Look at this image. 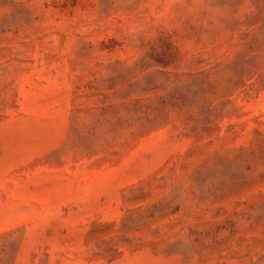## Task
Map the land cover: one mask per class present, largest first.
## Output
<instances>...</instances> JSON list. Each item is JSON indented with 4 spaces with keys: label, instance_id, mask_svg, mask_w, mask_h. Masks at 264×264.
Returning a JSON list of instances; mask_svg holds the SVG:
<instances>
[{
    "label": "rangeland",
    "instance_id": "1",
    "mask_svg": "<svg viewBox=\"0 0 264 264\" xmlns=\"http://www.w3.org/2000/svg\"><path fill=\"white\" fill-rule=\"evenodd\" d=\"M0 264H264V0H0Z\"/></svg>",
    "mask_w": 264,
    "mask_h": 264
}]
</instances>
